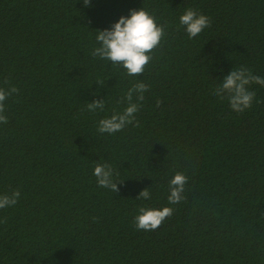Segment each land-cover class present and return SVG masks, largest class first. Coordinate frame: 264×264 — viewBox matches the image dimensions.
I'll return each instance as SVG.
<instances>
[{
    "label": "trees",
    "instance_id": "1",
    "mask_svg": "<svg viewBox=\"0 0 264 264\" xmlns=\"http://www.w3.org/2000/svg\"><path fill=\"white\" fill-rule=\"evenodd\" d=\"M90 3L0 0V87L19 89L0 123V195L20 191L0 209V264H264V87L249 86L243 113L213 94L231 69L264 78V0ZM141 8L166 35L129 76L92 55L95 30ZM187 8L211 19L191 39ZM138 81L149 90L135 120L100 133ZM96 100L104 109L88 111ZM97 163L124 180L118 192L98 186ZM177 172L185 199L169 204ZM145 188L151 199H136ZM140 207L174 211L144 231Z\"/></svg>",
    "mask_w": 264,
    "mask_h": 264
},
{
    "label": "clouds",
    "instance_id": "2",
    "mask_svg": "<svg viewBox=\"0 0 264 264\" xmlns=\"http://www.w3.org/2000/svg\"><path fill=\"white\" fill-rule=\"evenodd\" d=\"M83 3L86 7L91 6L90 0H83ZM179 23L184 26L191 39L202 33L205 28L210 27L211 19L192 8H187L180 16ZM95 32L99 46L93 50L92 55L121 66L129 76H139L145 71L146 66L153 59V51L160 46L166 35L165 26L158 24L154 14L144 8L132 9L128 17L121 16L110 29L95 30ZM254 83L264 87V78L254 75L250 69L242 66L231 69L223 81L215 87L213 94L220 99L227 98L233 111L243 113L252 106L255 98V92L249 90V86ZM148 90L149 85L142 81L136 82L120 101L127 102V107L122 113L116 112L110 118L101 119L98 131L113 134L131 124L141 107L140 102L144 100V93ZM18 91L19 89L15 86L9 89L0 87V123H8V118L4 115L5 101ZM161 103L162 101L157 99L156 106L159 107ZM104 107V100H96L87 104L90 112H95L97 109L103 110ZM114 173L115 170L110 164L97 163L93 174L98 186L116 193L119 191L117 184H122L124 180L116 179L118 174ZM187 182L188 177L181 172H177L169 181V204H178L185 199L183 193ZM19 197V190H13L11 194L0 195V209L14 206ZM136 199L150 200L149 188L142 190ZM173 211L172 207H163L159 210L140 207V214L135 217V226L138 230L154 231L162 225L166 218L173 215Z\"/></svg>",
    "mask_w": 264,
    "mask_h": 264
}]
</instances>
